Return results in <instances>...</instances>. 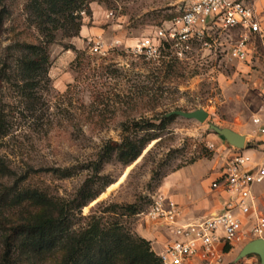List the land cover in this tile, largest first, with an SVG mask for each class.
Returning a JSON list of instances; mask_svg holds the SVG:
<instances>
[{"label":"rangeland","instance_id":"1","mask_svg":"<svg viewBox=\"0 0 264 264\" xmlns=\"http://www.w3.org/2000/svg\"><path fill=\"white\" fill-rule=\"evenodd\" d=\"M192 1L85 0L87 16L76 20L80 29L71 36L65 33L63 18L55 28L57 23L45 18V6L39 9L35 0H0L1 57L16 42L43 40L41 29L45 25L54 36L49 45L51 82L41 83L36 89L38 99L28 100L15 84L4 87L1 107L14 125L8 136L0 138V156L19 173L48 167H74L76 171L67 178L39 171L25 185L53 197L72 199L85 182L94 179L96 187L103 182L91 167L81 166L95 160L107 141H120L124 124L134 119H156L159 123V117L177 109L203 108L209 113L204 122L176 115L163 128L151 132L157 138L138 159L124 165L113 157L105 163L100 175L113 182L75 218V227L97 221L118 225L145 239L155 253L156 237L152 238L142 212L154 197L165 195L179 203L187 217L210 213L212 208L204 205V199L212 197L205 190L207 176L219 172L236 148L211 125L248 134L264 88L262 50L258 49L250 62L239 63L225 50L231 41L228 36L219 37L211 48L197 44L181 56L167 49L160 57L147 59L134 51L137 42L151 35L155 26L179 16ZM108 11L115 16L107 17ZM91 29L97 34L89 33ZM98 39L106 43L103 52H91ZM79 54L80 65L76 60ZM33 102L37 110L30 109ZM263 148L247 140L246 149H254L258 160L264 156L259 152ZM183 170L188 185L185 188L174 183ZM196 187L205 192L195 196ZM257 189L263 191L264 182L257 184ZM178 196L188 200L177 201ZM256 207L264 217V196L257 194ZM32 211L34 208L26 207L13 214ZM253 222L254 216H248L245 237L228 247L227 263L238 259L251 237L247 232ZM2 252L0 234V258ZM62 256L63 252L57 251L39 264H58Z\"/></svg>","mask_w":264,"mask_h":264},{"label":"trees","instance_id":"2","mask_svg":"<svg viewBox=\"0 0 264 264\" xmlns=\"http://www.w3.org/2000/svg\"><path fill=\"white\" fill-rule=\"evenodd\" d=\"M34 4L39 9L45 6V18L56 22L55 28H59L63 18L65 33L73 36L79 31L80 25L76 20L83 19L79 12L84 9L85 0H35ZM2 23L3 11H0V25ZM47 30L46 25L41 29L44 38L39 42L24 41L9 45L4 57H1L0 43V138L8 136L14 125L1 107L5 85L15 84L28 100L36 101V89L41 83L51 82L49 45L54 36ZM76 60L80 65V54ZM30 109H38L36 102ZM175 116L166 113L159 117V123L155 122L156 119H134L124 124L120 141H107L95 160L81 166L91 167L94 175L103 182L98 187L94 179L85 182L72 199L53 197L36 187L25 185V182L39 171H52L62 178L71 177L76 172L74 167L28 169L19 173L6 158L0 156V234L3 242L0 264H39L57 251L63 252L58 264H117L118 261L124 264H162L145 239L125 232L113 223L97 221L75 227V218L82 213L84 206L113 182L100 175L104 164L113 157L124 165L138 159L146 146L157 138L151 132L163 128ZM26 207L35 211L13 214Z\"/></svg>","mask_w":264,"mask_h":264},{"label":"built area","instance_id":"3","mask_svg":"<svg viewBox=\"0 0 264 264\" xmlns=\"http://www.w3.org/2000/svg\"><path fill=\"white\" fill-rule=\"evenodd\" d=\"M79 13L87 16L86 9ZM114 16L113 11H108L107 17ZM226 36L231 41L225 50L239 63L250 62L258 49L264 53V19L251 0H194L179 16L155 26L152 34L139 40L133 49L147 59H156L167 49L181 56L197 44L211 48L219 42V37ZM94 43L91 52L102 53L105 41L98 39ZM260 100L253 121L264 131V90ZM234 149L233 156L210 185L226 194L217 211L190 218L170 196L158 195L142 212L151 228L168 236L164 249L156 253L162 264H229L225 261V249L245 237V216H254L247 232L249 238L261 237L264 217L257 213L254 189L264 181V156L258 160L244 149ZM231 264H261V260L252 254Z\"/></svg>","mask_w":264,"mask_h":264},{"label":"crops","instance_id":"4","mask_svg":"<svg viewBox=\"0 0 264 264\" xmlns=\"http://www.w3.org/2000/svg\"><path fill=\"white\" fill-rule=\"evenodd\" d=\"M251 1L255 4L257 9L260 11L262 18L264 19V0H251ZM83 32H84V30H83ZM89 33L97 34V33H95L94 29L89 30ZM263 90H264V88L262 89V91ZM261 93H260V97H261ZM263 125H264V118H263ZM260 126L261 125L254 123V125L251 127V131L248 134H244L246 136V144H247V140H248V142L250 141V142L257 143L258 146L261 148L264 147V131L260 130ZM244 150L247 154H249V155H251L257 159V154L253 153L255 151L254 149H246L245 148ZM262 151L263 150H261L259 152L262 154ZM220 172H221V170L219 172H217L216 174H212V175L210 174V176H207V180L205 183V190H207L208 193L212 195V197H208V198L204 199V205L212 208L210 213L217 211L221 207V205H222V203L226 197V194L221 189H212L210 186L211 182L216 177H218L220 175ZM202 175H205V173H202ZM179 176H181V177H179ZM185 178H186V171L183 170V171H180L179 173H177V176L174 179L175 185H177L179 187L183 186V188L187 187L188 186L187 180H185ZM193 181L195 183L197 182L195 178L193 179ZM189 183H191L190 180H189ZM204 192H201L200 190H198L197 187H196V189L193 190V193L195 194V196H196V194L199 195V194H203ZM254 193H255L256 197H257V194L264 196V190L258 191V189L256 190V186L254 189ZM184 199L188 200V198L186 196H178L177 201H182V200L184 201ZM247 217L246 216L244 217V223H245ZM190 218H199V217H190ZM150 225L151 224L149 223L148 227L151 230V234L153 236L152 238L155 239L154 237H156L157 247H154V249L157 253V252L162 251L164 249V245L168 239V236L163 232H160V231L158 232L154 228H151ZM248 239L250 241L251 238H248ZM249 241H247V242H249Z\"/></svg>","mask_w":264,"mask_h":264},{"label":"water","instance_id":"5","mask_svg":"<svg viewBox=\"0 0 264 264\" xmlns=\"http://www.w3.org/2000/svg\"><path fill=\"white\" fill-rule=\"evenodd\" d=\"M167 115L183 116L189 119H197L201 122H204L208 118L209 113L203 108H199L192 111L177 109L170 111L169 113H167ZM211 128L214 129L217 133L223 135L226 140L236 148H246V136L244 134L234 131L231 128H221L217 125H211ZM252 254L258 255L261 260V264H264V237L255 238L247 242L242 247L238 259L244 258Z\"/></svg>","mask_w":264,"mask_h":264}]
</instances>
